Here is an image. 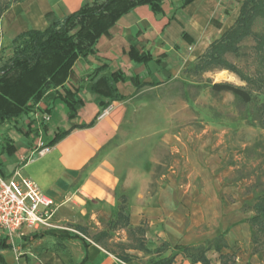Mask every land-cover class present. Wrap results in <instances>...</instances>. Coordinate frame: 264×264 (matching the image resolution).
<instances>
[{"label": "crops", "instance_id": "obj_1", "mask_svg": "<svg viewBox=\"0 0 264 264\" xmlns=\"http://www.w3.org/2000/svg\"><path fill=\"white\" fill-rule=\"evenodd\" d=\"M83 1L21 0L13 3L12 8L9 6L0 15V27L3 28L4 26L6 30L5 34L0 37V47L1 44L10 42L21 31L29 28H45L52 18H61L77 10ZM177 5V0H165L162 3L161 14H154L150 7L145 4L132 8L118 18L106 32L101 33L96 38L94 42L96 52L94 54L76 60L73 65L74 77L72 80L75 82L91 72L95 67L106 63L107 68L103 72L104 75L120 70L125 75L137 76L142 81L161 82L156 86H144L148 88L157 87L162 84L168 72L172 73L173 71V68L170 67V64L174 63L171 62L170 49L177 46L179 49L184 50L196 45V50L200 51V53L196 55L195 62L197 57L204 53L208 45L232 25L239 12L238 9L237 15L230 26L219 36L213 38L210 19L215 12L216 0H192L183 8L176 10ZM13 28L16 29L14 33ZM131 42L137 43L139 49L151 53L154 59L158 58L160 63L151 61L143 65L136 64L130 60L128 50ZM118 89L126 99L112 101L103 110V113L97 117L92 126L74 128L60 141L48 147V150L41 155L33 153L39 144V142H36L32 146L15 150L10 156L17 158L19 155H23L27 157L17 170L35 181L41 191L56 203V209L51 217V223L54 224L53 228L65 229L70 233L78 234L80 233L76 230L77 227H83L86 230V236H83L86 243L79 239L61 240L51 235H44L31 242L28 246L21 247L24 243L23 236L46 229L25 231L23 234L14 237V240H23L22 244L17 247L18 250H24L31 246L37 248L46 240H51L53 244V264L79 263L84 258L86 260L83 264H123L122 262L132 264L128 260L123 261L113 255L108 251L104 243L99 244L92 240V236L95 233L104 230L98 220L101 219L108 223L115 217L120 205L121 195L126 197L130 225L153 226V228L158 230L160 242L155 245V248L162 242H166L170 246L211 243L216 237V227L214 226L223 225V221L218 216L216 217V214H212L211 219H204L208 215L203 216V214L196 212L198 210L205 211L206 208V210H214L215 208L219 210L221 207L226 209L225 203L222 205L220 201L215 200L214 196H210L211 198L206 201H204V198L199 197L195 200L196 202L187 195L182 198L184 200L179 196L173 198L172 194L175 191L180 194L185 192L183 189L185 188L188 192L190 191L191 195L194 188L192 186L189 189V185L184 187L176 186L175 188L171 179L165 181L163 175L161 177L163 182L153 197L145 195V189L139 191L140 193L135 192L136 197H132V194H129L131 188L134 191L133 181L141 174L134 175L130 171L128 173L123 170V166L121 167L120 164H114V161H119L123 157L117 146L119 140L125 134L124 130L126 129L127 131L126 115H128L129 109L135 106L133 104L134 100L131 101V99L136 98L141 89L137 91L134 84L129 81L119 83ZM58 91L61 92L62 90L60 88L49 89L41 100L35 104L34 110L23 117L30 119V125L43 123V125L47 126V140L43 144L51 139V136L58 128H67L70 124L67 118L66 105L59 98H56ZM79 95L83 99L84 104L77 111V117L74 122L77 124L89 123L99 111V102L103 99L86 89H83ZM147 102L148 100L144 101L145 104ZM148 104L150 103L148 102ZM37 107L41 111H38ZM45 108H50V112H46ZM43 114L49 115L48 121L43 120ZM130 129L131 133L129 136H135L138 129L136 125L131 124ZM118 135L119 137H116ZM166 136L164 141L170 143L172 141L170 136L173 135ZM173 139H176L175 142L181 140L178 137ZM189 140H195L194 142L196 143L192 144L195 146L192 152L188 151L187 146L183 150L186 164L191 162L193 158L197 160L191 170L186 167L188 170L186 169L184 174L190 181L201 179L204 183V190L209 193L210 177L218 169L219 157L222 152L221 148H218L219 150H215V148L222 141L219 140L218 143L214 144L209 138ZM34 145L36 147H33ZM136 146L138 149L141 145L138 144ZM137 152H139V149ZM170 177L171 175H168V178ZM132 178L134 179L133 181H131ZM206 204H210V208ZM175 209L190 211V219L186 223H183L181 218L174 220L172 217ZM246 212L242 211V209L239 210L237 205L232 206V224L225 225H230L231 230L228 229V232L223 237L228 246L230 242H240L244 243V245L246 244L244 248L249 250L252 234L250 233L248 222L249 217L247 220L244 217ZM202 223L213 227L209 229L208 234L210 235L207 237L204 233L196 234L195 232L196 228ZM93 224L98 226V231L90 235L88 232L91 228H94ZM1 233L5 236L3 232ZM152 252L156 259L168 256L171 253V249ZM0 254H2V251ZM215 254L216 259H213L214 261L212 262L208 256V251L206 253L211 260V264H219L218 254L216 252ZM244 255L246 257L243 254L238 257L235 256L236 264H261L259 255L252 254L251 251ZM240 257L241 261L239 262ZM171 264L191 263L184 254L178 253ZM196 264L201 263L198 262Z\"/></svg>", "mask_w": 264, "mask_h": 264}, {"label": "rangeland", "instance_id": "obj_2", "mask_svg": "<svg viewBox=\"0 0 264 264\" xmlns=\"http://www.w3.org/2000/svg\"><path fill=\"white\" fill-rule=\"evenodd\" d=\"M241 2L242 0H216L215 12L210 19L213 38L219 36L234 21ZM12 6L11 4L10 8ZM5 31L4 26L3 28L0 27V37L5 34ZM15 31L16 29L13 28V33ZM253 31L263 32L264 22L257 20L253 26ZM253 46L254 39L249 36L240 43L238 56L226 55V59L247 77L254 76L257 66ZM196 47L195 45V47L181 50L174 46L173 49H170L172 58L170 61L174 62L170 64V67L173 68L172 73L168 72L161 85L154 88L144 87L139 90L136 98L131 99V101L134 100L135 106L129 109V113L126 115L127 131L124 130L125 134L117 146L123 157L119 161L115 160L114 164H120L121 167L123 166V170L128 173L130 171L134 175H138V173L142 175L137 176L135 180L131 179V181L134 180L133 185L135 186H132L134 191L131 188L129 192L132 197H136L135 192L140 193L139 191L142 189L146 190L145 195L153 197L163 179L165 181L171 179L175 188L176 186L184 187L187 185H189V189L192 186L194 188L191 195L190 191L188 192L185 188H183L185 192L180 194L175 191L172 194L173 198L179 196L182 199L187 195L192 197L193 201L199 197L206 201L211 198L210 196H214L215 200L220 201L222 205L225 203L226 209L221 207L222 209L219 210L216 208L206 210V208L205 211H196L203 216L208 215L204 219H211L212 214H216V217L218 216L223 221V225L214 226L216 227L215 234L224 237L232 224V206L237 205L241 210V205L252 197L251 191L256 189L253 185L257 179L264 184V150L256 146V143L264 138V125L256 118L263 95L256 87L246 85L230 70L211 69L202 73L189 72L187 69L193 65L196 55L200 53ZM10 54V42L1 44L0 57L2 60ZM124 68L126 69V67ZM210 82H229L247 87L252 90L254 98L249 104L238 106L234 102L233 96L228 92L212 94L209 90ZM86 93L88 94V92ZM146 100L150 104L148 102L145 104L144 101ZM37 109L41 111L38 107ZM102 113L103 111L100 115ZM29 120L27 117H21L15 122L11 120L0 124V161L2 162L0 175L11 176L27 159L23 155H19L17 158L7 155L5 151L6 141L12 143L16 150L32 146L36 142L41 144L46 142L47 130L43 123L29 125L27 129L26 123H29ZM131 124H135L138 128L135 136H129ZM17 126L22 131H18ZM25 131L27 132L24 134ZM166 135H173L170 136L172 137L170 143L164 141ZM175 137L181 138V140L175 142L176 139H173ZM197 138H209L214 144L218 143L219 140L222 141L215 148V150L221 148L222 152L219 157L218 169L210 177L209 193L204 190V183L201 179L190 181L184 174L186 169L191 170L197 159L193 158L191 162L186 164L183 150L187 146L188 151L192 152L195 149L192 144L196 142L189 139ZM138 144L141 145L138 148L139 152H137L136 146ZM19 174L25 176L20 171ZM162 175L163 179L161 178ZM168 175L171 177L168 178ZM206 205H209L208 208H210V204ZM173 211L172 218L174 220L181 218L183 223H186L190 219V211L186 209ZM251 215V211H247L244 214L245 220ZM98 221L102 228L107 229V222L101 219ZM226 224L230 225L225 226ZM52 225L54 224L52 223ZM93 227L88 234L91 235L98 231L97 225ZM143 227L145 229L143 237L146 239L149 252L131 248L135 241L128 236L123 228L108 230V236L104 241L108 251L117 257L126 255L128 262H132V264H151V261L156 257L152 251L155 245L159 244L160 238L158 237V230L153 226L145 225ZM211 228L213 227L202 223L195 232L196 234L204 233L207 237L210 235L208 231ZM250 233L252 234L251 228ZM2 237L4 235L0 231V239ZM7 241L9 242V240ZM22 241V239L13 240L10 242L13 249L2 251L7 264H53L51 240H46L37 248L31 246L24 250H18L17 247L22 244ZM245 245L240 242H230V248L222 249V251L233 252L236 257L242 254L246 257L244 254L251 250L250 248L249 250L245 249ZM249 246L251 247L250 244ZM208 256L212 262L213 259H216V254L212 250L208 251ZM258 257L261 260L260 263L264 264V256ZM239 259L240 262L241 257Z\"/></svg>", "mask_w": 264, "mask_h": 264}, {"label": "trees", "instance_id": "obj_3", "mask_svg": "<svg viewBox=\"0 0 264 264\" xmlns=\"http://www.w3.org/2000/svg\"><path fill=\"white\" fill-rule=\"evenodd\" d=\"M21 0H0V15L11 4ZM165 0H84L79 8L61 18H52L43 29L29 28L17 33L10 41L11 54L3 59L0 57V124L28 115L34 110L35 104L41 100L49 89L60 88L56 93L67 107V118L70 122L67 128H58L51 139L44 146L51 147L74 128H87L105 110L112 101H122L126 97L119 91L118 84L131 82L138 91L144 86H156L161 82L142 81L134 75H125L120 70L104 75L107 64L103 63L95 67L84 77L72 80L74 77L73 65L78 58H85L96 52L94 42L98 36L121 16L139 5H148L154 14L162 13V3ZM176 10L183 8L192 0H177ZM257 20L264 22V0H242L238 15L232 25L217 39L213 40L202 55L197 57L193 65L187 70L192 73H202L211 69H226L235 73L246 85L254 86L263 95L258 106L257 120L264 125V31L255 32L253 26ZM254 39V55L256 69L253 77H247L226 59L227 54L238 56L240 43L247 37ZM130 60L136 64L146 65L151 61L160 63L153 55L137 47V43L131 42L128 50ZM68 84V85H67ZM86 89L97 94L103 100L99 102V111L95 117L84 124H77L74 120L77 111L83 106L84 101L79 93ZM209 90L212 94L228 92L238 106L249 104L254 96L252 90L247 87L234 85L229 82H210ZM50 108H45L50 112ZM30 122L27 123V129ZM47 129L46 125H43ZM22 131L20 127H16ZM27 131H25L26 133ZM256 146L264 150V138L256 143ZM16 147L5 142L6 154L11 156ZM2 162L0 161V169ZM251 191L252 197L242 204V211H252L248 222L252 230L251 247L252 254L264 256V184L259 179L254 183ZM123 228L135 243L131 248L149 252L145 244L143 225L132 226L126 213V197L120 196V205L115 217L108 222L107 229L101 230L92 236L96 243H104L108 236V230ZM80 233H70L65 229L49 228L41 232H34L23 236L24 243L21 247L28 246L34 240L51 235L61 240L79 239L83 243L86 240L85 229L77 227ZM82 234V235H81ZM229 248L223 237L218 234L211 243H199L192 245H174L162 242L153 251L171 249L166 257H158L151 264H171L178 253L184 254L191 264H211L206 253L213 250L218 254L219 264H236L233 252H222ZM12 245L4 236L0 239V252L11 250ZM127 261L126 255L118 257ZM85 258L79 263L83 264ZM1 264H6L0 254Z\"/></svg>", "mask_w": 264, "mask_h": 264}, {"label": "built area", "instance_id": "obj_4", "mask_svg": "<svg viewBox=\"0 0 264 264\" xmlns=\"http://www.w3.org/2000/svg\"><path fill=\"white\" fill-rule=\"evenodd\" d=\"M43 120L48 121L49 115L43 114ZM47 150L48 147L39 143L33 153L41 155ZM55 209L54 200L44 194L35 181L21 176L18 170L8 177L0 175V231L9 242L25 231L53 227L51 217Z\"/></svg>", "mask_w": 264, "mask_h": 264}, {"label": "bare ground", "instance_id": "obj_5", "mask_svg": "<svg viewBox=\"0 0 264 264\" xmlns=\"http://www.w3.org/2000/svg\"><path fill=\"white\" fill-rule=\"evenodd\" d=\"M227 74V73H226ZM230 75V74H229ZM221 76H222V74H221ZM224 78V77H223Z\"/></svg>", "mask_w": 264, "mask_h": 264}]
</instances>
